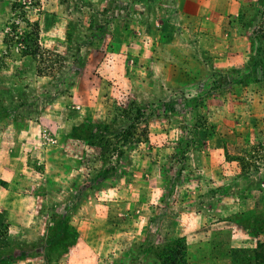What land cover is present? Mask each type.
Here are the masks:
<instances>
[{"label": "rangeland", "instance_id": "1", "mask_svg": "<svg viewBox=\"0 0 264 264\" xmlns=\"http://www.w3.org/2000/svg\"><path fill=\"white\" fill-rule=\"evenodd\" d=\"M234 1L0 0V264H159L180 237L187 264H264V75L231 84L264 0Z\"/></svg>", "mask_w": 264, "mask_h": 264}, {"label": "trees", "instance_id": "2", "mask_svg": "<svg viewBox=\"0 0 264 264\" xmlns=\"http://www.w3.org/2000/svg\"><path fill=\"white\" fill-rule=\"evenodd\" d=\"M262 17H264V11L262 12ZM257 23L258 21H257L256 16H253L252 18L246 20L244 26L247 29H251L252 27L256 26ZM38 36H39V33L37 35V39H38ZM249 41H250V47H251V54L253 57L251 60V64L248 67H243L241 69H233V72H236L238 74H240L243 71H246L248 73H244L240 75V77L237 80H234L231 82L232 85L243 84L246 82V79H252V77H254L255 75L253 74L252 76V73L256 72L257 70H259L264 75V29L261 28V30L257 32L256 31L253 32ZM38 42H39V39H38ZM231 84H227V86ZM112 135H115V137L117 138H119L120 136L118 133L112 134ZM185 155H186V152H185ZM72 213H73V210L69 208L68 212L66 213L63 219V221H65L68 225H69V218H71ZM62 232L64 233L65 230H63ZM69 235H70V238L73 239V243L69 247L73 248L79 240V234L74 232V233H69ZM187 251H188V245H187L186 238L180 237L168 243L166 246L163 247V249L161 250L159 254V264H187L185 261ZM63 256L64 255H62V257Z\"/></svg>", "mask_w": 264, "mask_h": 264}, {"label": "crops", "instance_id": "3", "mask_svg": "<svg viewBox=\"0 0 264 264\" xmlns=\"http://www.w3.org/2000/svg\"><path fill=\"white\" fill-rule=\"evenodd\" d=\"M233 1V4H234V0H232ZM4 138H3V134H2V131H1V135H0V140H3ZM5 141H6V138H5ZM0 147H2V143L0 144ZM2 163L3 162H0V165H2Z\"/></svg>", "mask_w": 264, "mask_h": 264}]
</instances>
